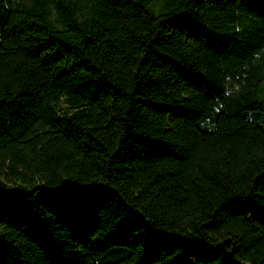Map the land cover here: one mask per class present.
Returning <instances> with one entry per match:
<instances>
[{
    "label": "trees",
    "instance_id": "obj_1",
    "mask_svg": "<svg viewBox=\"0 0 264 264\" xmlns=\"http://www.w3.org/2000/svg\"><path fill=\"white\" fill-rule=\"evenodd\" d=\"M0 264H264V0H0Z\"/></svg>",
    "mask_w": 264,
    "mask_h": 264
}]
</instances>
